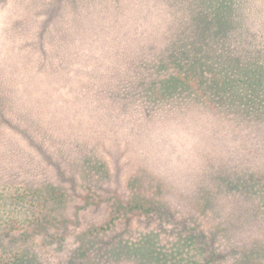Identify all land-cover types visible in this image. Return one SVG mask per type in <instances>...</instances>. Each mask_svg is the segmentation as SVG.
Instances as JSON below:
<instances>
[{"label": "rangeland", "instance_id": "obj_1", "mask_svg": "<svg viewBox=\"0 0 264 264\" xmlns=\"http://www.w3.org/2000/svg\"><path fill=\"white\" fill-rule=\"evenodd\" d=\"M235 1L246 14L240 31L246 44L236 42L232 49L221 38L206 44L178 24L174 15L187 0H0V65L12 64L0 66V79L14 84L13 90L0 86V182L52 194L40 221L52 235L68 221L62 247L35 234L38 244L31 248L46 264H181L207 257L195 234L167 219L205 232L217 253L211 264H264V191L252 187L249 177L251 170L264 177V138L256 141L261 147L255 155L247 156L233 139L224 150L220 137H207L223 124L214 116L216 107L202 103L203 86L192 79L191 102L176 111L184 117L137 125V152H126L129 125L113 119L108 94L111 108H99L104 96L93 89L99 64L155 61L171 48L176 53L189 47L205 56L209 50L219 60L237 53L260 62L264 0ZM64 63L72 66L63 75ZM227 157L234 165L227 166ZM133 176L140 178L128 184ZM63 189L64 195L57 193ZM89 192L140 201L163 218L127 219L110 202L86 206ZM111 218L115 227L98 231Z\"/></svg>", "mask_w": 264, "mask_h": 264}, {"label": "trees", "instance_id": "obj_2", "mask_svg": "<svg viewBox=\"0 0 264 264\" xmlns=\"http://www.w3.org/2000/svg\"><path fill=\"white\" fill-rule=\"evenodd\" d=\"M238 6L239 2L235 0H187L185 7L182 5L174 17L183 29L188 33L198 34L201 41L206 44L210 41L217 43L219 42L217 40L221 38L220 41H223L225 46L233 49L236 42L242 41L246 44L244 37L240 39V31L244 29L243 26H246L244 22L246 14ZM191 42L194 43L195 49L202 48L200 44H196L195 40H191ZM158 48L164 49L162 46H158ZM184 48L179 47L176 53L171 48L170 55L166 52L167 56L161 55L163 57L155 61H139L133 58L129 61H113L110 66L107 63L99 64L94 68L93 71L96 73L93 89L104 96L102 100H99V108L104 109L106 103L111 108V102L105 100L108 94V98L114 100L112 103L115 109L113 119L119 120V124H128L132 130H129L127 134L126 145L128 148H126V152L129 150L137 152V125H153L156 121L165 123L166 120L173 119L172 114L176 116L175 120L184 117V111L181 110L182 112H179L178 115L176 111L178 108L190 104L191 101L188 97L192 92L191 89L194 88L192 79H197L198 88L203 86L201 88L204 93L200 95L202 103L215 106L214 116L220 124H223L222 128L217 127L216 131L211 130L207 137L214 138V135L217 138L220 137V141H216L222 148L224 147V150L227 143L233 139L232 145L245 148V155L254 156L261 147V144L256 141L264 138V133L260 130L261 127H264V59L260 62L253 60L252 63L251 61L249 63L248 60L242 59L239 54L235 53L228 54L219 60V55L213 51L206 50L207 56H205L204 53L192 54L189 47L188 49ZM208 48L216 50L210 46ZM165 49L169 50V48ZM113 52H115V47ZM9 65L12 64L7 63L0 66L7 67ZM71 66L70 63L61 64L59 70L63 68L64 75ZM207 72L211 74V77L207 76ZM89 74L93 75L94 73ZM219 75L224 77L221 78ZM10 83L6 79H0L2 89L13 90L14 84ZM205 87H207L206 90ZM213 93L218 94L213 96ZM121 107L124 111L120 110ZM191 120L195 123L199 122L197 118ZM262 150L264 152V142ZM145 152L144 149V154ZM227 160V166L234 165L232 158L227 157ZM243 160L252 163L246 157ZM244 165L250 166L248 163ZM147 169L151 168L147 166ZM249 177L252 187L257 186L260 189V186H263L264 191V177L257 176L252 170ZM138 178L140 177L133 176L132 179H128L127 183L131 182L133 185L135 182L132 180ZM244 184L246 185L245 182ZM62 187L66 189L64 185ZM62 192L57 191L64 195V189ZM50 196H52L50 193L47 196L41 193L37 194L23 185L0 182V264H46L44 258L31 248L38 244L35 234H45L49 238L45 244L52 245L57 239L59 246L62 247L67 242L65 235L70 228L67 227L66 219L63 221L61 233L55 235H52L46 223L40 222L44 218L43 211ZM84 200L86 206L116 203L117 211L123 208V211L119 210L118 216L127 219L138 218V221L148 222L152 219L163 218L157 211L139 205L140 201H133L135 203L131 204L127 199L124 201L121 196L117 195L103 197L89 192L85 195ZM135 208L137 209L134 210ZM167 221L181 230H188L195 234L208 253L204 259L197 258L181 264H189V262L211 264L217 258V253L211 242L203 238L205 232L195 227H189L184 220L167 219ZM112 222L114 223L111 218L98 231L113 229L115 225ZM34 223H37V226H33ZM87 249L88 247L82 244L81 250L87 251ZM133 256L137 257V252H133Z\"/></svg>", "mask_w": 264, "mask_h": 264}]
</instances>
